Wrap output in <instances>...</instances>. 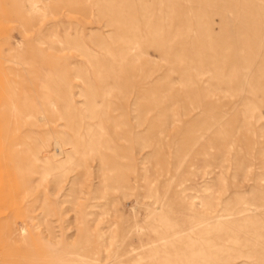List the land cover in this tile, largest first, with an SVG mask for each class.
Wrapping results in <instances>:
<instances>
[{
	"label": "rangeland",
	"instance_id": "rangeland-1",
	"mask_svg": "<svg viewBox=\"0 0 264 264\" xmlns=\"http://www.w3.org/2000/svg\"><path fill=\"white\" fill-rule=\"evenodd\" d=\"M0 264H264V0H0Z\"/></svg>",
	"mask_w": 264,
	"mask_h": 264
}]
</instances>
